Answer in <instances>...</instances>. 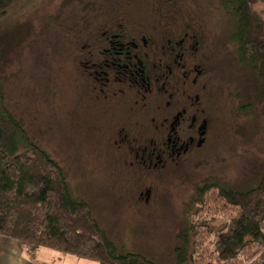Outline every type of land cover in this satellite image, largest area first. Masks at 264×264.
Instances as JSON below:
<instances>
[{
  "label": "rangeland",
  "instance_id": "1",
  "mask_svg": "<svg viewBox=\"0 0 264 264\" xmlns=\"http://www.w3.org/2000/svg\"><path fill=\"white\" fill-rule=\"evenodd\" d=\"M163 18L175 30L198 33L211 125L200 150L146 173L122 161L115 129L101 130L100 116L89 114L93 104L86 102L97 99V88L79 61L110 20L157 29ZM230 30L217 0H20L0 16V104L61 165L73 193L89 203L122 252L172 264L196 187L218 182L244 188L260 177L264 101L236 61ZM248 102L251 108L243 110Z\"/></svg>",
  "mask_w": 264,
  "mask_h": 264
},
{
  "label": "trees",
  "instance_id": "2",
  "mask_svg": "<svg viewBox=\"0 0 264 264\" xmlns=\"http://www.w3.org/2000/svg\"><path fill=\"white\" fill-rule=\"evenodd\" d=\"M19 1L0 0V16ZM217 1L230 17L227 42L264 101V0ZM185 213L172 264H264V167L248 187L218 182L196 187ZM0 234L98 264H158L118 250L89 203L73 193L61 165L1 104Z\"/></svg>",
  "mask_w": 264,
  "mask_h": 264
},
{
  "label": "flooded vegetation",
  "instance_id": "3",
  "mask_svg": "<svg viewBox=\"0 0 264 264\" xmlns=\"http://www.w3.org/2000/svg\"><path fill=\"white\" fill-rule=\"evenodd\" d=\"M164 18L157 29L110 20L79 61L97 88V99L86 102L93 104L89 114L100 116L101 130L115 129L122 161L146 173L200 150L211 125L198 33L190 27L175 30ZM144 194L147 201L149 189Z\"/></svg>",
  "mask_w": 264,
  "mask_h": 264
},
{
  "label": "crops",
  "instance_id": "4",
  "mask_svg": "<svg viewBox=\"0 0 264 264\" xmlns=\"http://www.w3.org/2000/svg\"><path fill=\"white\" fill-rule=\"evenodd\" d=\"M0 264H98L97 262L63 254L46 247L30 244L0 234Z\"/></svg>",
  "mask_w": 264,
  "mask_h": 264
}]
</instances>
